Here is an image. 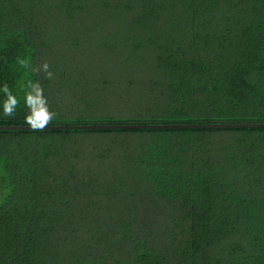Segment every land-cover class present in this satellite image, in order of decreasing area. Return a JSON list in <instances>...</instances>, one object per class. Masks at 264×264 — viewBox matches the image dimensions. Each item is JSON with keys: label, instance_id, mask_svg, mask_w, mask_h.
<instances>
[{"label": "trees", "instance_id": "trees-1", "mask_svg": "<svg viewBox=\"0 0 264 264\" xmlns=\"http://www.w3.org/2000/svg\"><path fill=\"white\" fill-rule=\"evenodd\" d=\"M82 17L154 28L156 77L82 105L50 28ZM38 107L45 124L264 122V0H0V125ZM116 204L130 217L85 222ZM0 264H264V126L0 129Z\"/></svg>", "mask_w": 264, "mask_h": 264}, {"label": "rangeland", "instance_id": "rangeland-1", "mask_svg": "<svg viewBox=\"0 0 264 264\" xmlns=\"http://www.w3.org/2000/svg\"><path fill=\"white\" fill-rule=\"evenodd\" d=\"M103 18H57L50 21L56 39L54 52L59 59L55 68L63 74L67 84L76 87L74 90H77V99L82 105L95 100L98 91L95 92L94 88L107 78L145 83L147 76L156 77V38L148 39L147 36L148 32H154V28H140L136 19ZM173 23L184 29L187 27L183 19L173 20ZM138 41L140 45H137ZM110 209L112 212H103L91 207L86 210L90 216L85 222L89 226H107L109 229L117 225L120 215L132 211H124L118 204Z\"/></svg>", "mask_w": 264, "mask_h": 264}, {"label": "water", "instance_id": "water-1", "mask_svg": "<svg viewBox=\"0 0 264 264\" xmlns=\"http://www.w3.org/2000/svg\"><path fill=\"white\" fill-rule=\"evenodd\" d=\"M264 126V122H229V123H149V124H45L43 127L32 124L0 125V129H84V128H144V127H235Z\"/></svg>", "mask_w": 264, "mask_h": 264}, {"label": "clouds", "instance_id": "clouds-1", "mask_svg": "<svg viewBox=\"0 0 264 264\" xmlns=\"http://www.w3.org/2000/svg\"><path fill=\"white\" fill-rule=\"evenodd\" d=\"M4 91H7V87H5ZM28 99L31 101L33 98L31 95H29ZM10 111H11V105L6 104L5 109H4L5 114H9ZM27 119L30 121V123L33 126L43 127L45 123L47 122L48 113L43 107L34 108L33 114L29 115Z\"/></svg>", "mask_w": 264, "mask_h": 264}]
</instances>
